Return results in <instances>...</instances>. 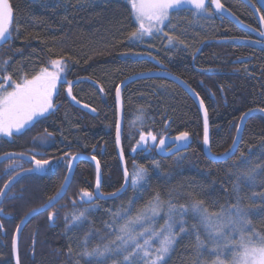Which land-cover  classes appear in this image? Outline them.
Masks as SVG:
<instances>
[{
  "label": "trees",
  "instance_id": "trees-1",
  "mask_svg": "<svg viewBox=\"0 0 264 264\" xmlns=\"http://www.w3.org/2000/svg\"><path fill=\"white\" fill-rule=\"evenodd\" d=\"M249 1L255 4V0ZM9 2L14 15L10 39L0 45V79L10 76L13 85L21 83L53 59L64 58L65 68L54 108L22 132L0 137V155L25 153L50 163L42 173L23 176L0 205V211L9 215L8 219L0 217V264H13L11 245L18 223L57 192L73 154L97 159L103 194L120 189L123 175L115 144V91L127 77L166 70L189 85L208 113L213 155L232 146L242 114L264 109V37L221 17L211 1L202 14L190 8L170 11L162 31L141 39L130 37L138 24L127 0ZM220 2L243 24L260 32L255 15L244 2ZM258 11L264 21V11ZM167 35L175 37L171 45ZM70 86L75 100L68 95ZM122 100L128 188L113 199L78 203L80 190L92 192L96 182L94 165L79 162L65 196L35 216L22 231L20 264H120L134 248L129 244L126 251L116 254L121 246L119 227L156 196L163 205L156 230L169 218V201L177 209L183 206L187 210L183 215L179 211L174 214L176 223H186L173 228L177 241L163 264H212L219 258L215 252L218 244L191 209L195 201L202 202L209 215L226 214L236 219L235 207L247 210L243 217L246 226L264 237V116L256 114L248 119L232 157L212 161L203 152L200 111L180 86L161 77L139 79L123 88ZM142 131H151L157 139L188 132L191 142L187 149L162 158L154 149L138 144ZM31 167L32 162L20 159L2 162L0 188ZM141 167L147 169L146 177L134 187L132 171ZM250 169L255 172L248 179L243 174ZM85 209L92 210L85 213L83 222L66 230L71 217ZM49 212L56 213L53 222L48 220ZM117 212L127 214L116 218ZM104 245L113 251L103 258L83 255ZM131 264L144 261L135 257Z\"/></svg>",
  "mask_w": 264,
  "mask_h": 264
},
{
  "label": "snow or ice",
  "instance_id": "snow-or-ice-1",
  "mask_svg": "<svg viewBox=\"0 0 264 264\" xmlns=\"http://www.w3.org/2000/svg\"><path fill=\"white\" fill-rule=\"evenodd\" d=\"M212 3L215 5V8L218 10H223V4L220 0H212ZM182 5H190L194 9L196 14H202L206 12V0H133L132 8L135 13L136 21L138 22V27L130 33V37L134 39H141L145 36H150L153 34V29L157 25L163 24L169 16V11L171 9L178 8ZM13 8L9 3V0H0V41H3L7 38V35L10 30V25L13 19ZM162 31V29H158ZM169 44L171 45L175 39L172 35H167ZM7 63V61L5 62ZM53 71H49L48 68H42L40 73L31 79H24L21 83H14L12 91L4 92L0 90V133L11 136L13 132H19L21 129H24L25 126L29 125L34 118L43 116L53 108L52 97L53 92L57 88V82L61 78V74L64 72L65 60L64 58L53 59L51 61ZM3 79L7 82L11 80L10 76H4ZM71 85L73 82H68ZM3 88V85H0V89ZM68 95L72 96L71 86L67 90ZM72 99L75 100V97L72 96ZM116 100L117 104L120 102V85L116 87ZM201 108L204 107L203 100L200 101ZM87 107V105H85ZM93 111H95L93 109ZM261 112H264V109H260ZM247 114H242V121L246 118ZM241 125H237L239 129ZM120 136V123L117 121V143L119 144ZM189 136L188 132H180L176 138V142L186 141ZM157 137L151 132H141L140 133V142H146L147 140L155 141ZM204 145L209 144V135H208V119L207 112L205 111V120H204ZM236 144V140L233 141V146L228 150H225L224 153L220 154V157L212 156L213 159L224 158L227 159L230 155L233 154V148ZM166 145L165 137L161 136L159 138L158 147H164ZM67 158V157H65ZM76 159V154L72 155V160H69V169L72 167L73 161ZM94 160L95 157H92ZM34 167L26 170L27 172H42L44 167L49 164V160H40L35 159L33 156ZM156 162L153 161V164ZM97 172L99 173V163H97ZM255 169H250L248 172L243 175L248 179H251ZM147 169L141 167L137 170L133 177V185L139 184L146 177ZM127 176V172H125ZM11 179V178H10ZM70 182V175L65 176L64 183L61 184L60 188L57 190L56 195L49 197L48 200L40 206V208H33L26 215H32L38 213L40 210L47 209L55 203L57 199L63 194L66 190L67 184ZM0 188V196L6 194L7 187ZM235 187V186H234ZM100 188V179L97 177L95 194L99 196ZM82 201H91L94 199V193L86 189H81ZM118 193L109 194V197L115 196ZM102 197V198H109ZM162 202L159 199V196H156L153 200L149 201L143 209H141L135 218L128 219L124 224H122L118 231L120 236L118 240L121 243V246L116 249V254L119 255L121 252L126 251L129 244H134L135 248L132 253L129 255L123 256V260L120 264H131V261L135 257L142 259L145 264H163L165 257L169 251L174 246V243L177 241V233L174 232V227H180L181 224L186 223V221L181 220L179 223H176L174 220V214L179 211L182 215L186 214V209L181 206L177 209L174 205L171 204V201L168 202L169 209V218L165 222V225L161 227L159 231H154L152 229H145L144 231L133 235L134 226L138 223L143 222L148 216H156ZM191 209L194 213L198 214L201 217V222L206 227H211L213 220H219V216H211L208 214L207 210L203 208V204L200 201H195L191 204ZM92 209H85L79 214H75L71 217L69 225H66V230L71 226L79 222H83L85 218V213L91 211ZM231 211V210H230ZM236 219H233L231 216L228 217L225 222L227 226L240 225L241 231L240 240L238 243L239 251L233 254L231 264H264V237H259L257 234L251 236H245L243 234V227L246 225V221L243 219L246 214L245 209L240 207H235ZM127 213L117 212L114 214L116 218H119ZM56 213L49 212L48 220L53 222L55 219ZM67 220V215L65 216ZM111 223V222H109ZM224 224L216 227V235L223 236L222 228ZM2 227V225H0ZM20 228V225H17V229ZM181 233H184L186 230L181 227ZM147 236V239H143ZM162 237V238H161ZM87 240V237L85 238ZM143 239V243H139V240ZM153 239L159 240V247L154 250L151 248ZM199 235H197V247H199ZM113 249L109 245H104L103 248L97 246L92 249L90 252L85 251L83 255L85 257H105L107 254L111 253ZM12 252L14 255L17 253V237L14 234L12 240ZM17 264L19 260L17 258ZM113 264H116L114 261ZM215 264H224L223 261H216Z\"/></svg>",
  "mask_w": 264,
  "mask_h": 264
},
{
  "label": "water",
  "instance_id": "water-1",
  "mask_svg": "<svg viewBox=\"0 0 264 264\" xmlns=\"http://www.w3.org/2000/svg\"><path fill=\"white\" fill-rule=\"evenodd\" d=\"M241 1L244 2L252 10V12L255 15L256 20H257V22L259 24L260 32L255 30V29H253V28L248 27L245 24H243L238 18H236L224 6H223V10H218V9L215 8V5L212 3V0H211V5H212L213 10L217 14H219L221 17L233 22L240 29L249 31V32L259 36V38L260 37H264V21H263L260 13L258 11V9H261V10L264 11V0H255V4L250 2L249 0H241ZM12 22H13V19H12ZM12 22H11V25H12ZM11 25H10V27H11ZM9 39H10V30H9V33L7 35V38L5 40H3V41H0V45L6 43ZM152 77L165 78V79H168V80L174 82L178 86H180L193 99V101L195 102L196 106L198 107V109L200 111V114H201V117H202V120H203V129H204V120H205V111H206L205 105H204L203 108H201V104H200L201 98L199 97V95L189 85H187L184 81H182L180 78H178L174 74H172V73H170V72H168L166 70H157V71H151V72L138 73V74L129 76L126 79H124L119 84L120 85V102H119V104H117L116 91H115V103H116L117 121H119V123H120V136H119V144H118L117 143V122H116L115 144H116V153H117V157H118V160H119L120 169H121V172H122V175H123V184H122V186L120 187L119 190L113 192V193H118V194L115 195V196L109 197V194H112V193L103 194L101 192L102 172H101L100 165H99V173L97 172V163H98V161H97L96 158L94 160L92 159V157H94V156L87 155V154H80V153L76 154V159L73 161L71 169H69V163H68V167H67V171H66V175L65 176H69L70 175V182L67 184L66 190L59 197V199H57L55 201V203L52 204L51 207H49L47 209L40 210L38 213L32 214L30 216L29 215H25L20 220V222L18 223V225H20V228L17 229V227H16L15 232H14V234L17 237V253H16V255L13 254L12 245H11V255H12L13 264H17V258L19 260V250L18 249H19V240H20L22 231L24 230L26 225L35 216L48 211L49 209L54 207L56 204H58V202L65 196V194H66V192H67V190H68V188H69V186H70V184L72 182L76 167H77L79 162L87 161V162H90V163H92L94 165L95 171H96V182H97V177L99 176L100 188H99V196H96V194H95L96 182H95V186H94L93 191H92L94 193V197L95 198L92 199L91 201H86V198H85V200L82 201V199H81L82 194H80V196H79V198L77 200L78 203H86V204H88V203L94 202L96 199H101V200L113 199L115 197L120 196L121 194H123V192L126 191V189L129 186V179L130 178H129V174H128V171H127V165H126L125 156H124L123 148H122V137H123V126H124V106H123V100H122V91H123V88L127 84H129L131 82H134V81L139 80V79L152 78ZM246 114H247V116H246V118L243 119V121H242L241 118L239 119L238 125H241V127L239 129L237 128V130H236V135H235V138H234L236 140V144H235V146L233 148V154L230 155L228 158L232 157L236 153V150L238 148V145H239L241 137H242L244 126H245L246 122L248 121V119L250 117H252L253 115H256V114L264 116V112H261L259 109L249 110V111L246 112ZM207 119H208V113H207ZM208 135H209V144L208 145H204V143H203V152H204L205 157L210 159V160H212V161H223V160H226V159H224L222 157L219 158V159H213L211 156H209V153L212 154V152L210 150L209 120H208ZM203 137H204V130H203ZM175 138H176V136L165 137L166 145L164 147H158L159 141H157V140H155V141L148 140L149 141V146L152 149L155 150V153L158 156L164 158V157L172 156V155H174V154H176L178 152H181V151L187 149L189 144H190V142H191L190 136H188L186 141H182V142H176ZM141 143H142V145H145L146 142H141ZM232 146H233V143H232ZM212 156L220 157V155H213V154H212ZM9 159H20V160H25V161H28V162H32V167L31 168L34 167L33 157L30 156L29 154L15 153V152H9V153L2 154V155H0V164L2 162L6 161V160H9ZM70 160H72V157L70 158ZM49 164L46 165L44 167V169H46L49 166ZM26 170H28V169H26ZM26 170H22V171L18 172L17 174L12 176L11 179H9L6 182V184H8L9 186L7 187L6 194L0 196V205L2 204L3 200L5 199V197L7 196L9 190L13 187V185L16 184L23 176H25L27 174H30V172H27ZM125 172H127V174H128L127 176L125 175ZM32 173H34V172H32ZM39 173H42V172H39ZM64 180H65V178H64ZM64 180H63V183H64ZM6 184L3 186V188H5ZM56 193L54 195H56ZM102 197H109V198H102ZM37 208H40V207H37ZM0 217L8 219L9 215H4L0 211ZM12 240H13V238H12ZM19 264H20V261H19Z\"/></svg>",
  "mask_w": 264,
  "mask_h": 264
},
{
  "label": "rangeland",
  "instance_id": "rangeland-1",
  "mask_svg": "<svg viewBox=\"0 0 264 264\" xmlns=\"http://www.w3.org/2000/svg\"><path fill=\"white\" fill-rule=\"evenodd\" d=\"M127 1L130 3L131 8H132V2H133V0H127ZM210 1H211V0H210ZM210 1H209V0H206V5H207V3L210 2ZM180 8H190V9H192V7H191L190 5H182V6L178 7V8H175V9H180ZM175 9H171L170 11L175 10ZM132 10H133V8H132ZM193 10H194V9H193ZM170 11H169V13H170ZM204 13H205V12H204ZM133 14H134V18L136 19V17H135V13H134V10H133ZM167 19H168V18H167ZM167 19L165 20V22L167 21ZM165 22H164L163 24H159V25H157L156 28L153 29V33L158 32V29H161L162 26L165 24ZM137 24H138V22H137ZM145 37H150V36H145ZM44 68H48L49 71H53V70H54L53 67H52V65H51V62H50L46 67H44ZM40 71H41V70H40ZM40 71H39L36 75H38V74L40 73ZM36 75H35V76H36ZM62 82H64V73L61 74V78H60V80H58V82H57V88H56V90L53 92L52 103H54V98H55V95L57 94L59 84L62 83ZM0 85H3V88L0 89V90H2V91H4V92L12 91V88H13V86H14L10 81H7V82H6L4 79H0ZM10 86H12V87H10ZM53 108H54V104H53ZM53 108L49 109L48 112H50ZM48 112H47V113H48ZM47 113H45V114H47ZM45 114H44V115H45ZM39 117H41V116H39ZM39 117L34 118V120H33L32 122H30L29 125L25 126L24 129H26L28 126H30V125H31L33 122H35L36 119L39 118ZM24 129H21L19 132H15V131H14L12 135L17 134V133H20V132H22ZM12 135H11V136H12ZM11 136L5 135L4 133H0V137H8V138H9V137H11ZM69 160H70V159H69ZM68 163H69V162H68ZM67 167H68V166H67ZM46 169H47V168H46ZM46 169H44V170H46ZM44 170H43V171H44ZM43 171H42V172H43ZM135 173H136V170H133V171H132L131 184H132V186H134V187H139L142 181H141L139 184H137V185H133V177H134ZM162 206H163V205H162ZM162 206H161V208H160L159 213H158L156 216H148L143 222L136 224V225L134 226L133 235H136L137 233H140V232L144 231L145 229H152V230H154V231H159L160 229H159V230H156L155 227H154V225H155V222H156L157 220H159V219L161 218L162 214H163V208H162ZM211 216H213V217H215V216H219L220 219H219V220H215V219H214V220H213V224H212L211 227H206L204 224H203V225H204L206 231L208 232V234L211 236L212 240H213L216 244H218V247H216L215 252H216V254H218V257H219V258H218L216 261L220 260V261H223L224 264H231V260H232L233 254H234L235 252H237V251L240 250V249L238 248V243H239L240 235H241V231L239 230L240 227H238V225H234V226H227V225H226L225 222L227 221L229 215H226V214H219V215H211ZM135 217H136V216H135ZM135 217H134V218H135ZM174 220H175V219H174ZM221 224H224V225H225V226L221 229L222 232H223V236H217V235H216V231H215V229H216V227L220 226ZM164 225H165V224H164ZM242 231H243V234H244L246 237L255 234V233L251 232L250 228H249L248 226H246V225H245V227L242 229ZM119 234H120V233H119ZM147 238H148V237L145 236L143 239H147ZM161 238H162V237H161ZM143 239H140V240H139V243L142 244V243H143ZM132 246H133V248H135V245H134V244H132ZM157 247H159V240L153 239V242H152L151 248L154 250V249L157 248ZM216 261H214L212 264H215ZM144 264H145V262H144Z\"/></svg>",
  "mask_w": 264,
  "mask_h": 264
},
{
  "label": "flooded vegetation",
  "instance_id": "flooded-vegetation-1",
  "mask_svg": "<svg viewBox=\"0 0 264 264\" xmlns=\"http://www.w3.org/2000/svg\"><path fill=\"white\" fill-rule=\"evenodd\" d=\"M156 140L159 141V139H156ZM143 146H145L144 148L151 149V147L149 146L148 140L146 141L145 145H143Z\"/></svg>",
  "mask_w": 264,
  "mask_h": 264
}]
</instances>
